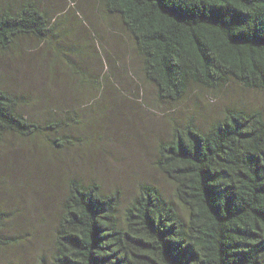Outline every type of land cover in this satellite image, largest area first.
Wrapping results in <instances>:
<instances>
[{
  "label": "trees",
  "instance_id": "trees-1",
  "mask_svg": "<svg viewBox=\"0 0 264 264\" xmlns=\"http://www.w3.org/2000/svg\"><path fill=\"white\" fill-rule=\"evenodd\" d=\"M97 1L133 38L146 81L160 100L178 102L192 84L212 90L237 83L264 92V0ZM64 7L47 9L41 0H22L14 10L2 7L0 50L50 43L70 49L56 28L59 18L71 14ZM78 8L77 16L86 22L81 37L92 38L97 31L91 18ZM87 52L78 45L71 54L58 52L68 68L82 75L80 83L90 94L84 105L61 108L54 102L55 109L75 118L84 109L92 112V103L103 98L102 79L95 80L94 71L82 74L78 61L70 59ZM94 89L98 96L92 102ZM39 129L0 82V131L31 137ZM156 167L174 184L187 218L156 188L143 185L120 222L119 191L104 195L97 183L70 178L56 255L42 264H264L262 112L230 111L206 131L192 121L175 128L171 141L158 148ZM2 233L0 218V243Z\"/></svg>",
  "mask_w": 264,
  "mask_h": 264
},
{
  "label": "rangeland",
  "instance_id": "rangeland-1",
  "mask_svg": "<svg viewBox=\"0 0 264 264\" xmlns=\"http://www.w3.org/2000/svg\"><path fill=\"white\" fill-rule=\"evenodd\" d=\"M21 1L0 0V9L14 10ZM41 2L44 8L64 5L71 12L56 24L63 46L70 49L61 50L57 43H50L39 47L24 44L5 53L0 50L2 86L20 99L40 127L31 137L0 131V264L53 261L70 178L97 183L104 195L119 191L120 222L143 185L156 188L165 203L187 218L174 184L156 167L159 146L171 141L175 128L190 121L206 131L230 111L258 110L264 114V92L237 83L212 90L192 84L180 101L160 100L156 87L146 81L143 58L133 38L97 0ZM78 7L97 31L91 33L92 38L88 34L81 37L86 22L82 14L77 16ZM76 45L91 51L79 58L70 57L78 61L81 68H76L82 74L94 71L95 80L102 79L104 84L102 100L94 102L98 93L92 90V112L79 111L84 114L79 118L58 111L54 104L61 102V108H69L73 102L84 105L90 95L80 83L82 75L67 67L63 55L58 56L59 51L71 54ZM58 57L61 61L56 62Z\"/></svg>",
  "mask_w": 264,
  "mask_h": 264
}]
</instances>
